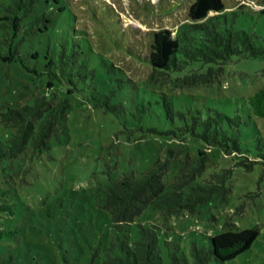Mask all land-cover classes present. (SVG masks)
I'll return each mask as SVG.
<instances>
[{"label": "trees", "instance_id": "16d2710c", "mask_svg": "<svg viewBox=\"0 0 264 264\" xmlns=\"http://www.w3.org/2000/svg\"><path fill=\"white\" fill-rule=\"evenodd\" d=\"M53 4L59 6L53 8ZM60 5V0H7L0 6V62L5 79L10 82L8 74L13 73L19 80L17 71L31 74L33 80L20 82L14 89L8 80L4 87L0 85V177L6 178L2 183L9 184L14 175L25 182L37 158L50 150V140L64 133L70 96L88 94L118 116L129 110L132 118L141 120L155 101L137 96L128 108L125 90L148 91L146 86H158L164 90L154 92L162 98L156 102L163 105L169 128L147 131L167 136L170 144L181 143L195 156L177 166L179 173L170 184L163 181L170 163L158 159L140 177H124L104 192L112 226L122 234L111 243L101 264H210L212 260L224 264L247 251L259 235L258 227L239 229L227 220L222 232L206 235L208 245L191 243L190 259L162 226L137 224L138 237L131 244L128 227L147 209L159 211L166 220L196 214L211 202H224L234 167L249 169L258 161L259 156H250L243 147L242 127L246 117H264V87L242 96V110L234 114L212 108L181 111L164 92L213 85L233 58L264 57L258 37L236 28L238 13L227 9L223 0H193L187 20L175 31L149 34L147 52L140 59L150 74L141 84L146 86L139 88L112 59L101 58L99 65L80 43L57 31L65 8ZM256 10L264 15V5ZM40 44H45L41 51L36 48ZM128 51L134 52L132 46ZM9 194L8 188L0 186V213L14 215ZM15 234L0 230V241ZM159 234H163L161 242Z\"/></svg>", "mask_w": 264, "mask_h": 264}, {"label": "rangeland", "instance_id": "374dc122", "mask_svg": "<svg viewBox=\"0 0 264 264\" xmlns=\"http://www.w3.org/2000/svg\"><path fill=\"white\" fill-rule=\"evenodd\" d=\"M6 1L0 0V6ZM60 2L65 8L59 14L57 31L80 43L85 54L99 65L101 58L112 59L142 88L150 74L140 59L147 52L149 34L160 29L175 31L187 20L193 0ZM223 2L227 9L235 8L238 13L236 28L255 34L258 45L264 48V15L256 10L264 5V0ZM131 46L135 53L128 51ZM44 47L45 44L36 45L40 51ZM3 67L0 62V85L4 87L8 79ZM8 76L10 89L19 87L20 82L33 81L26 72L16 71L19 80L13 73ZM261 87L264 57H249L233 58L213 85L164 92L174 108L181 111L187 107L202 112L212 108L234 114L237 109L242 110V96ZM145 88L148 91L135 88L124 93L128 108L137 96L155 101L141 120L132 118L129 110L118 116L88 94L70 96L64 133L50 140V150L37 158L25 182L14 175L7 181L9 184L2 183L6 178L0 177V186L10 190L8 200L14 204V215L0 213V230L16 233L0 241V264H101L111 243L122 234L112 226L104 207V192L124 177H140L158 159L170 163L163 178L166 185L170 184L179 173L177 166L191 162L194 152L187 153L181 143L170 144L167 136L147 131L167 130L169 120L163 105L156 102H162L160 94L154 93L163 92L164 88ZM242 114L246 117L244 111ZM246 120L242 127L243 147L259 159L249 169L234 167L226 200L201 206L196 214L183 213L166 220L159 211L147 209L128 227V243L138 237L137 224H155L174 236L190 259L191 243L208 245L206 235L222 232L227 220L239 229L258 227L259 235L247 251L224 264H264V117ZM159 238L163 241V234ZM210 264L217 263L212 260Z\"/></svg>", "mask_w": 264, "mask_h": 264}]
</instances>
